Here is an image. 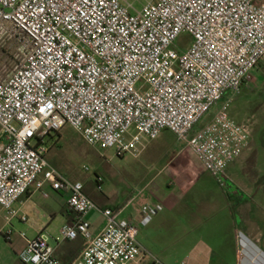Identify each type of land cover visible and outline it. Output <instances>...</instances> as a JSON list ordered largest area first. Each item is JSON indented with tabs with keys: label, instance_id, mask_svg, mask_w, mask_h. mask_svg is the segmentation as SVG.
Returning a JSON list of instances; mask_svg holds the SVG:
<instances>
[{
	"label": "built area",
	"instance_id": "obj_1",
	"mask_svg": "<svg viewBox=\"0 0 264 264\" xmlns=\"http://www.w3.org/2000/svg\"><path fill=\"white\" fill-rule=\"evenodd\" d=\"M182 34L191 43L179 54ZM0 45L14 46L15 63L0 76V208L25 222L15 205L33 186L66 193L75 219L56 241L86 242L73 264H131L143 248L138 227L111 209L92 234L85 216L97 206L45 161L47 136L69 126L122 158L167 130L214 178L248 147L251 129L227 105L195 128L264 59V0H0ZM162 211L142 206L139 226ZM49 239L27 241L19 262L61 264Z\"/></svg>",
	"mask_w": 264,
	"mask_h": 264
},
{
	"label": "crops",
	"instance_id": "obj_2",
	"mask_svg": "<svg viewBox=\"0 0 264 264\" xmlns=\"http://www.w3.org/2000/svg\"><path fill=\"white\" fill-rule=\"evenodd\" d=\"M2 55L3 51L0 58ZM6 73L5 67H1L0 76ZM160 138L169 139L170 145L158 144L151 151L148 156L158 160L140 180L142 190L153 192L132 193L112 202L110 197L97 196L84 187L85 195L97 206L85 216L92 234L97 235L104 227L101 211L111 209L119 213L120 219L138 227L137 240L142 231L145 233L143 241L138 240L143 256L131 264H154L153 258L158 257L162 260L160 264H264V207L256 206L250 192L218 194L208 190L203 182L207 172L198 158L171 132L162 131L156 140ZM147 147L142 144L141 151H147ZM196 187L199 192L193 193ZM67 200L66 193L52 190L48 183L41 190L33 186L21 198L15 208L19 216L26 217L25 222L28 221L25 214L31 217V228L36 232L29 239L25 237L20 252L27 241L45 233L53 240L49 245L61 264L77 260L86 246L85 240L78 237L73 241H56L62 226L71 225L75 219ZM157 204L163 206V211L148 226H139L142 206ZM166 211L171 215L170 223L162 220ZM0 264L21 263L17 255L0 256Z\"/></svg>",
	"mask_w": 264,
	"mask_h": 264
},
{
	"label": "rangeland",
	"instance_id": "obj_3",
	"mask_svg": "<svg viewBox=\"0 0 264 264\" xmlns=\"http://www.w3.org/2000/svg\"><path fill=\"white\" fill-rule=\"evenodd\" d=\"M190 43L191 38L182 34L177 38L172 49L181 54ZM3 51L0 64L6 62L13 54L14 46H8ZM224 105L228 106V115L232 120L249 125L251 135L248 147L229 166L223 177L214 178L207 173L203 182L208 186V190L218 194L227 191L250 192L255 197L256 206L264 207V59L249 74V78L239 92L225 96L195 129L199 130L207 125ZM156 141L144 139L142 144L148 146L147 151H141V144L138 146L140 150L138 155L129 153L119 158L114 149L90 146L79 133L66 126L58 133H52L44 139V146L47 148L45 161L66 180L79 182L86 191L97 196L106 195L115 202L132 193L153 192L151 189L142 190L143 186L140 184V180L150 173L158 160V157L148 155L157 148L158 144L170 145V140L166 138ZM151 175H154V172ZM224 176L227 178L225 179ZM97 177L103 181L100 190L96 183ZM198 192L199 187H196L193 193ZM163 215L162 220L170 223L172 218L169 212L166 211L162 213ZM25 216L28 220L25 223H20L16 218L8 222L5 212L0 208V256L9 258L17 256L25 241L22 235L29 239L35 234L36 231L31 228V217L27 214ZM8 232L11 234L9 238L6 236ZM144 238L145 233L142 231L138 240L142 242ZM49 244H53L52 239H49ZM156 260L159 263L162 261L159 257Z\"/></svg>",
	"mask_w": 264,
	"mask_h": 264
},
{
	"label": "trees",
	"instance_id": "obj_4",
	"mask_svg": "<svg viewBox=\"0 0 264 264\" xmlns=\"http://www.w3.org/2000/svg\"><path fill=\"white\" fill-rule=\"evenodd\" d=\"M3 47L4 46H0V53L3 51ZM14 60H13V58H12V56H10L8 59H7V61L5 62V69H6V71L8 72V71H10L12 68H13V66H14Z\"/></svg>",
	"mask_w": 264,
	"mask_h": 264
}]
</instances>
